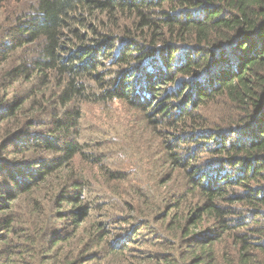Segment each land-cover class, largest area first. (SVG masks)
<instances>
[{
    "label": "trees",
    "instance_id": "trees-1",
    "mask_svg": "<svg viewBox=\"0 0 264 264\" xmlns=\"http://www.w3.org/2000/svg\"><path fill=\"white\" fill-rule=\"evenodd\" d=\"M115 100L172 135L184 195L167 213L158 197L137 212L77 163L93 158L84 104ZM0 264H264V0L0 12Z\"/></svg>",
    "mask_w": 264,
    "mask_h": 264
},
{
    "label": "rangeland",
    "instance_id": "rangeland-1",
    "mask_svg": "<svg viewBox=\"0 0 264 264\" xmlns=\"http://www.w3.org/2000/svg\"><path fill=\"white\" fill-rule=\"evenodd\" d=\"M35 3L36 0H9L0 12L9 22ZM209 106L206 108L208 118L212 123H219L217 118L222 116V107L218 103ZM156 114L153 109L140 110L121 100L84 104V138L90 143L86 154H93V158L87 163L79 160L77 163L85 167L95 186L105 185L107 193L115 186L119 187L122 196L133 200L137 212L152 209L153 202L146 199L158 197L161 210L167 213L184 195L181 193L184 175L167 161L166 144L172 141V135L167 133L165 126L152 123L157 118ZM109 170L122 174L124 181L112 180ZM114 200L126 207L120 198L115 197ZM188 203L186 198V203L181 206L187 208ZM146 251L153 252V247L149 246Z\"/></svg>",
    "mask_w": 264,
    "mask_h": 264
}]
</instances>
